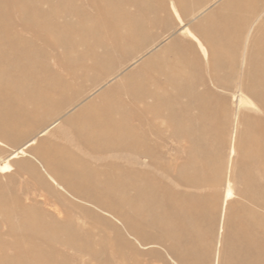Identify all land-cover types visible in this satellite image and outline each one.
<instances>
[{"label": "rangeland", "instance_id": "1", "mask_svg": "<svg viewBox=\"0 0 264 264\" xmlns=\"http://www.w3.org/2000/svg\"><path fill=\"white\" fill-rule=\"evenodd\" d=\"M0 264H264V0H0Z\"/></svg>", "mask_w": 264, "mask_h": 264}, {"label": "bare ground", "instance_id": "2", "mask_svg": "<svg viewBox=\"0 0 264 264\" xmlns=\"http://www.w3.org/2000/svg\"><path fill=\"white\" fill-rule=\"evenodd\" d=\"M157 25L156 24H153L152 25V28H155ZM127 31L126 30H120V31H118L117 33H116V35H115V39L116 40H122V39H124V38H126L127 37ZM81 93H83V91H81L80 92V94ZM49 128H46V129H44L41 133H42V135H47L48 133H49ZM35 140V139H34ZM33 140V141H34ZM31 142V141H30Z\"/></svg>", "mask_w": 264, "mask_h": 264}]
</instances>
